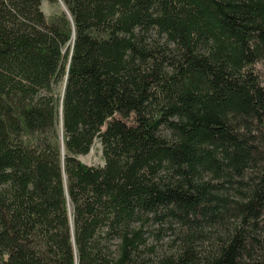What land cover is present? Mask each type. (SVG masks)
<instances>
[{
  "label": "trees",
  "instance_id": "1",
  "mask_svg": "<svg viewBox=\"0 0 264 264\" xmlns=\"http://www.w3.org/2000/svg\"><path fill=\"white\" fill-rule=\"evenodd\" d=\"M59 1L0 0V264H264V0Z\"/></svg>",
  "mask_w": 264,
  "mask_h": 264
},
{
  "label": "rangeland",
  "instance_id": "2",
  "mask_svg": "<svg viewBox=\"0 0 264 264\" xmlns=\"http://www.w3.org/2000/svg\"><path fill=\"white\" fill-rule=\"evenodd\" d=\"M40 10L45 17H49L53 14H57V13L63 11V9L61 8V6L58 3L48 4L46 2L41 3ZM78 159L80 162H82L83 164H85L87 166H94V167L101 166L102 161H101V156H100L99 145L97 143H95L91 147L89 153L86 156L79 157ZM151 229H154V228L151 227ZM168 235L169 234H166L165 236H163L158 241H155V239H153V237L148 240V243H152V244L154 243V245H155V256L158 257L164 253L165 254L168 253V251H169V247L167 246L168 238L166 237Z\"/></svg>",
  "mask_w": 264,
  "mask_h": 264
},
{
  "label": "water",
  "instance_id": "3",
  "mask_svg": "<svg viewBox=\"0 0 264 264\" xmlns=\"http://www.w3.org/2000/svg\"><path fill=\"white\" fill-rule=\"evenodd\" d=\"M57 3L61 6V8L63 9V11L65 12V8L63 7V5L61 4V2L59 0H57ZM61 127V125H60ZM61 139V138H60Z\"/></svg>",
  "mask_w": 264,
  "mask_h": 264
}]
</instances>
